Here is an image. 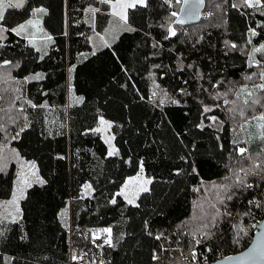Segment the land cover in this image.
I'll return each instance as SVG.
<instances>
[{
  "label": "trees",
  "instance_id": "16d2710c",
  "mask_svg": "<svg viewBox=\"0 0 264 264\" xmlns=\"http://www.w3.org/2000/svg\"><path fill=\"white\" fill-rule=\"evenodd\" d=\"M146 4L128 10L127 25L100 0H28L21 11L5 10L0 264H71L84 254V264H203L205 245L215 261L251 244L264 219V141L253 130L261 123L254 117L264 114L258 87L264 54L255 55L260 67H250L249 57L264 43V10L242 0H206L201 22L175 25L171 36V13L179 12L180 2ZM40 7L47 10L40 37L53 40L34 47L10 29ZM94 8L103 13L93 17ZM251 29L259 35L251 37ZM103 35L110 46L92 41ZM37 73L44 78L31 79ZM245 85L251 96L241 92ZM245 100L260 103L249 107ZM100 116L112 123L118 155L108 156L102 136L90 131ZM238 148H246L244 156ZM140 161L153 183L134 207L115 194L138 173ZM31 162L45 182L32 176L14 206L19 212L8 211L17 163ZM234 173L252 187H216L232 185ZM85 183L92 185L90 193ZM108 227L113 246L93 244V233Z\"/></svg>",
  "mask_w": 264,
  "mask_h": 264
},
{
  "label": "snow or ice",
  "instance_id": "6c2138e0",
  "mask_svg": "<svg viewBox=\"0 0 264 264\" xmlns=\"http://www.w3.org/2000/svg\"><path fill=\"white\" fill-rule=\"evenodd\" d=\"M100 2L102 4H106L109 5L111 7V15L117 17L120 21L123 22L124 25H127L128 22V10L129 9H135L137 6H147L146 4V0H100ZM202 2V0H201ZM24 0H0V22H2L5 19V10L9 9V8H20L23 6ZM165 3H170V0H165ZM185 3H187V0H185ZM242 3L244 6L248 7V8H253V9H262L264 10V3H262V0H242ZM232 7H237V5L233 4ZM47 10L43 7L40 8H36L33 10L32 13V17L28 19L25 23H21L18 26H16L15 28L10 29L11 32H14L17 36H20L22 34H28V36H30L29 39V43L33 44V46L35 47V40H36V36L37 33H43V28L40 26V19L38 18L39 16H41L42 14H46ZM89 12L93 15V17L95 16L96 13L100 12L99 8H94V9H89ZM172 16H176L177 13L176 12H172L171 13ZM177 23L183 24L185 23L184 20H179L177 21ZM264 27V26H262ZM32 30L31 32L29 30ZM114 30V29H113ZM126 31H132L133 29H131L130 27H126L125 28ZM6 31V29L0 27V40H3L5 37L3 35V33ZM169 33L171 36H175L176 32L174 29L169 28L168 29ZM251 37H256L257 35H259L257 33V31L255 29H251ZM99 35V34H98ZM102 40H104V37H101ZM53 38L50 35L44 34L43 36V41L45 43L48 42H52ZM251 39H249L248 43L251 44ZM2 46V45H0ZM105 46H110L107 41H105ZM232 48H236V45H231ZM37 51H40L39 48H37ZM251 53L252 55L249 57V66H256V67H260L261 66V60H257L255 59V55L256 53H262L264 54V43L259 44L258 47H254L251 49ZM46 54V53H45ZM95 53L93 52V55ZM41 59H43V56H41ZM9 61H4L3 64L7 65L9 64ZM43 75L42 74H35L33 77H31V79L34 80H41L43 79ZM259 78L264 81V71H261L259 73ZM246 79L251 80L252 79V75H249L246 77ZM214 87H216L217 85H213ZM259 89L261 91H264V83H261L258 85ZM241 92H247V86H242L241 87ZM153 95H155V93H153ZM224 95H227V93H224ZM247 95L251 96L252 93L251 92H247ZM78 103H82L83 102V97L78 98L77 100ZM174 103L176 101H173ZM29 104H31V101L28 102ZM225 104L228 103L227 100L224 101ZM260 103L259 100H253L251 102V104H249L248 100L244 101L245 105H248L249 107H251L254 104H258ZM45 105H40L39 107H44ZM218 106V105H217ZM31 107L36 108L38 107L35 104H31ZM211 109L205 107L204 111H210ZM241 115H243V111H241ZM213 120H215V117L212 118ZM254 119L260 121L261 123L258 125V127L260 128V135L259 138L264 141V114L259 115L258 117H254ZM99 126L91 129L90 131L95 132V133H107L111 128H112V123L105 120L103 116L99 117L98 120ZM21 131H23V129H21ZM19 136V133L16 134V137H13V139L17 138ZM115 139V136H106L105 137V143L108 144L109 146V151H108V156H115L118 155L119 150L112 144V141ZM247 150L245 148H238L237 152L240 156H244L245 152ZM61 159L63 157H60ZM28 167L32 170L31 175L33 177H37V172H36V164L34 162L29 163ZM255 168L259 169L260 165L257 164L254 166ZM0 171H3V168H0ZM144 162L140 161L139 164V171L137 173V175L135 177H130L122 186L121 190L119 192H117L115 194V196H120L123 197L124 200L127 202L128 205H132L134 207H139L140 205L136 203V200L140 197L141 193H146L150 191L149 185H151L153 183V178H149L146 177L144 175ZM195 171V169H194ZM240 171H245L244 169H240ZM177 174H179V172H177ZM249 174L248 171H245V176H247ZM235 175V181L232 185H216L217 188L225 191V192H229L231 188L234 187H252L251 184H246L245 183V179L240 177L238 174L234 173ZM226 179H231V177H226ZM37 181L40 184H43L45 181H43L42 179H39V177H37ZM31 183L29 181L28 176L25 175V173L23 172V170L20 172L19 176H18V187L16 189V191L13 193V197L11 199V201H9V203L13 206L17 205V202L21 199L24 198V193H25V189L31 187ZM83 188L87 191V192H91L92 191V185L89 183H85L83 185ZM228 200L232 199V195H228L227 196ZM111 204L115 205L117 203V200L115 199V197H113L110 201ZM220 203H223V200L220 201ZM249 203H253V201H249ZM212 207L214 208L215 205H212ZM256 207H260L259 204H256ZM16 211L19 212V208L16 207ZM10 214V213H9ZM216 215H220L219 211L216 212ZM245 215H247V213H245ZM213 220H215V217H213ZM214 226V225H213ZM204 227H208V225H204ZM102 233L106 234L104 240H103V244L108 245L109 247L113 246V230L111 227L108 228H104L100 230ZM240 231L242 232L243 229L241 228ZM151 234V233H149ZM209 235V234H206ZM94 238L95 239H100L99 236L94 234ZM156 239H160L159 236L156 237ZM238 242V241H237ZM197 244L200 243L199 240L196 241ZM98 247H102L103 245H97ZM210 251V249H209ZM192 256L193 259H195L196 257V253L195 251L192 252ZM83 257H77V256H73V259H82ZM154 259H156L157 257H153Z\"/></svg>",
  "mask_w": 264,
  "mask_h": 264
},
{
  "label": "water",
  "instance_id": "95a60500",
  "mask_svg": "<svg viewBox=\"0 0 264 264\" xmlns=\"http://www.w3.org/2000/svg\"><path fill=\"white\" fill-rule=\"evenodd\" d=\"M28 5V0H24L23 6L14 8L23 10ZM206 8V0H185L180 1V8L173 24L170 28L176 26H189L199 24ZM184 20L185 23H177ZM2 96L0 95V105ZM210 264H264V219L260 220L255 227L251 244L242 252L220 258Z\"/></svg>",
  "mask_w": 264,
  "mask_h": 264
},
{
  "label": "rangeland",
  "instance_id": "374dc122",
  "mask_svg": "<svg viewBox=\"0 0 264 264\" xmlns=\"http://www.w3.org/2000/svg\"><path fill=\"white\" fill-rule=\"evenodd\" d=\"M180 2L181 0H174V3L175 2ZM146 2H147V0H146ZM108 7H109V12H108V14H111V7L108 5ZM100 12H102V11H100ZM32 13H33V11H32ZM103 13V12H102ZM178 14V13H177ZM44 14H42L41 16H39L38 18L40 19V26L42 27V16H43ZM105 16V15H104ZM112 16V15H111ZM177 16V15H176ZM30 18H33L32 17V14H31V17ZM113 18H115L116 20H118V22H122V21H120L117 17H115V16H113ZM110 22V21H109ZM25 23V22H24ZM123 23V22H122ZM30 32L32 31L31 29L29 30ZM43 33H44V31H43ZM43 33H37V36H36V40H35V45H37V41H39V40H43V38H41L40 36H41V34H43ZM20 37H22V38H24L25 40H27V42L29 43V39H30V36H28V34H22V35H20ZM102 37H104V42H105V35H103ZM101 39V37H97V38H95V39H92V41H98V39ZM99 42V41H98ZM108 42V41H107ZM29 44H31V43H29ZM31 45H33V44H31ZM106 120V119H105ZM258 125L259 124H256V127H255V129H253L254 131H256V133H254V135H260V133L258 132V130H260V128L258 127ZM99 126V125H98ZM101 136H102V139L105 141V137L106 136H112V133H111V131L109 130L107 133H99ZM250 136H253L252 134H250ZM249 136H247V138H248ZM243 140L245 141L246 139H245V137L243 138ZM107 144V143H106ZM112 144L115 146V144H114V140L112 141ZM107 146H108V144H107ZM116 147V146H115ZM246 149V148H245ZM108 151H109V146H108ZM17 162H20V160H17ZM8 165V164H7ZM17 165L19 166L20 165V167H19V173H17V182H18V176H19V174H20V172L23 170V172L25 173V175L26 176H28V178H29V181H30V183H31V177H32V175H31V172H32V170L28 167V165H29V163H24V164H21V163H17ZM137 175V174H136ZM136 175H134V176H132V177H135ZM144 175H145V172H144ZM146 176V175H145ZM147 177V176H146ZM129 179V178H128ZM127 179V180H128ZM126 180V181H127ZM150 186V185H149ZM17 187H18V184L16 185V189H17ZM85 192H87V191H85ZM142 194V193H141ZM140 194V195H141ZM90 195V194H89ZM88 195V196H89ZM138 200V199H137ZM137 200H136V203H137ZM5 208L8 210V211H11V212H14V211H16V209L14 208V206L13 205H11L10 203H9V201L5 204ZM94 234L95 235H97V236H99L100 237V239H95L94 238ZM105 236H106V234H104V233H102L100 230H97V231H95L94 233H93V236H92V242H93V244H95L96 246L97 245H103V246H107L106 244H103V240H104V238H105ZM103 246L102 247H100V248H103Z\"/></svg>",
  "mask_w": 264,
  "mask_h": 264
},
{
  "label": "built area",
  "instance_id": "2783aa9c",
  "mask_svg": "<svg viewBox=\"0 0 264 264\" xmlns=\"http://www.w3.org/2000/svg\"><path fill=\"white\" fill-rule=\"evenodd\" d=\"M209 249H210V251H209ZM210 253H211V248L208 245H205V252L203 253L202 258H201V261L203 264H210V263L214 262L213 260H211V257L209 256ZM82 257H83L82 259L72 260L71 264H84L83 260L87 257V255L84 254ZM217 260H219V259H217ZM101 262L102 261L99 259L95 260L96 264H102Z\"/></svg>",
  "mask_w": 264,
  "mask_h": 264
}]
</instances>
